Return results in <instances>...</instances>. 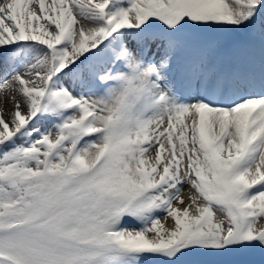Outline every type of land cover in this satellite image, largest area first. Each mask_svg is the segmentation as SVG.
<instances>
[{
  "label": "snow or ice",
  "instance_id": "snow-or-ice-1",
  "mask_svg": "<svg viewBox=\"0 0 264 264\" xmlns=\"http://www.w3.org/2000/svg\"><path fill=\"white\" fill-rule=\"evenodd\" d=\"M0 95V264H264V0H2Z\"/></svg>",
  "mask_w": 264,
  "mask_h": 264
},
{
  "label": "bare ground",
  "instance_id": "bare-ground-1",
  "mask_svg": "<svg viewBox=\"0 0 264 264\" xmlns=\"http://www.w3.org/2000/svg\"><path fill=\"white\" fill-rule=\"evenodd\" d=\"M0 2H2V0H0ZM0 106H4L5 107V112L9 111L10 108H11V105H4V100H3V97L2 95H0ZM5 119H7V115H5ZM171 223V221H169V224ZM242 259H246V257H240ZM258 259V257H257Z\"/></svg>",
  "mask_w": 264,
  "mask_h": 264
}]
</instances>
